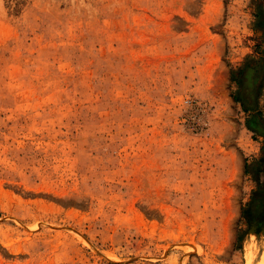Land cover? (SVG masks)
Segmentation results:
<instances>
[{
  "label": "rangeland",
  "instance_id": "1",
  "mask_svg": "<svg viewBox=\"0 0 264 264\" xmlns=\"http://www.w3.org/2000/svg\"><path fill=\"white\" fill-rule=\"evenodd\" d=\"M262 18L264 0H0V264H264L239 218L259 139L229 81L264 67Z\"/></svg>",
  "mask_w": 264,
  "mask_h": 264
},
{
  "label": "trees",
  "instance_id": "2",
  "mask_svg": "<svg viewBox=\"0 0 264 264\" xmlns=\"http://www.w3.org/2000/svg\"><path fill=\"white\" fill-rule=\"evenodd\" d=\"M263 78V65L252 59L229 71V81L236 86L230 96L246 114V129L256 137H264V109L259 105Z\"/></svg>",
  "mask_w": 264,
  "mask_h": 264
},
{
  "label": "flooded vegetation",
  "instance_id": "3",
  "mask_svg": "<svg viewBox=\"0 0 264 264\" xmlns=\"http://www.w3.org/2000/svg\"><path fill=\"white\" fill-rule=\"evenodd\" d=\"M260 22L264 23V18ZM261 27L264 29V24ZM257 138L260 147L259 155L249 165L248 173L253 186L240 206L239 218L245 234L248 235V231L253 228L254 233L251 235L264 244V137Z\"/></svg>",
  "mask_w": 264,
  "mask_h": 264
},
{
  "label": "water",
  "instance_id": "4",
  "mask_svg": "<svg viewBox=\"0 0 264 264\" xmlns=\"http://www.w3.org/2000/svg\"><path fill=\"white\" fill-rule=\"evenodd\" d=\"M253 231H254V229L251 228V229L248 231V233H249V234H253V233H254Z\"/></svg>",
  "mask_w": 264,
  "mask_h": 264
}]
</instances>
